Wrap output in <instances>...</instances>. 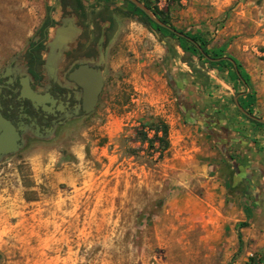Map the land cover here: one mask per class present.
Here are the masks:
<instances>
[{"label":"rangeland","instance_id":"1","mask_svg":"<svg viewBox=\"0 0 264 264\" xmlns=\"http://www.w3.org/2000/svg\"><path fill=\"white\" fill-rule=\"evenodd\" d=\"M142 1L224 48L249 87L183 59L122 0H83L113 15L107 84L93 113L0 161V264H264V128L235 104L252 94L264 120V0ZM68 6L0 0V64ZM156 120L168 145L153 162L138 138Z\"/></svg>","mask_w":264,"mask_h":264},{"label":"flooded vegetation","instance_id":"2","mask_svg":"<svg viewBox=\"0 0 264 264\" xmlns=\"http://www.w3.org/2000/svg\"><path fill=\"white\" fill-rule=\"evenodd\" d=\"M67 8L56 23L49 19L21 50L0 64V116L10 127L8 148H14V154L31 142L51 140L61 128L93 113L106 87L109 59L117 52L111 43L113 15L103 6L83 17ZM65 18L71 19L73 30L66 32L47 67L48 43L58 27H65ZM24 88L32 100L22 96ZM245 182V187L252 185Z\"/></svg>","mask_w":264,"mask_h":264},{"label":"trees","instance_id":"3","mask_svg":"<svg viewBox=\"0 0 264 264\" xmlns=\"http://www.w3.org/2000/svg\"><path fill=\"white\" fill-rule=\"evenodd\" d=\"M62 7H64L66 4L71 6L76 13H79L81 17L85 15V8L83 6V0H56ZM95 2H103L107 3V0H93ZM125 5H126V10L123 12L124 14L131 13L139 18L141 22H143L147 27L150 29H153L156 33L160 34L161 36H168L172 39H175L177 42V46L179 49L182 51L184 58L186 57H196L198 61H201L205 64H207L209 67L212 69L221 71V70H226L227 72V77L229 81H232L240 86H244L245 88H248V76L246 73L242 70L240 64L235 61L234 59L233 62L235 64V69L238 72L239 76H236L234 72V68L232 65L227 62L226 60H219V61H210L206 57L215 59V58H221L225 57L223 56L224 48L220 47L218 49H210L208 47V40L198 31H187V32H182V31H177L179 33H183L186 37H188L192 42L186 40L185 38L177 37L175 34L171 33L168 29L162 28L156 24H154L152 21L146 17V15L137 9L133 4L126 0H122ZM141 2L149 11H151L154 16L164 25L174 29L171 25L168 23V17L166 14L164 16H160V12L156 10V8H150L145 2L142 0H138ZM49 18H47L48 23ZM44 24V25H46ZM198 47L203 54L199 52V50L196 48ZM241 97H238L237 103L240 106V108L251 115L250 111V106L254 103V98L252 94L250 93H245L243 92ZM242 98V100L240 99ZM244 118L251 122L252 124H255L257 126H261L264 128V125L256 122L253 119L248 118L247 116L244 115ZM152 131L153 134L151 137L147 136V132H144L142 136L139 139V142L141 144H146V148H153L155 147L154 152L149 155L150 160L153 162H158L163 158L164 151L167 149V131H166V125L161 122L160 120H156L152 124Z\"/></svg>","mask_w":264,"mask_h":264},{"label":"water","instance_id":"4","mask_svg":"<svg viewBox=\"0 0 264 264\" xmlns=\"http://www.w3.org/2000/svg\"><path fill=\"white\" fill-rule=\"evenodd\" d=\"M126 1L130 2V3L133 4L137 9H139L140 11H142V12L146 15V17H148V19H149L150 21H152L154 24H156V25H158V26H160V27H162V28H166V29H168L171 33L175 34L177 37L185 38L186 40L192 42V41H191L188 37H186L183 33H179V32H177L175 29H172V28H170V27L164 25L163 23H161V22H160V21L154 16V14H153L151 11H149V10H148V9L142 4V3L139 2L138 0H126ZM64 20H65V23H66L65 27H62V26H61V27H58V28L55 30V33H54L53 38H52L51 41L48 43V46L50 47V52H49V54H48V56H47V58H46V62H45V64H46L47 67L50 66V65L52 64L53 60H54V50H55V49H59V48L61 47V45L64 43L66 32H67L68 30H73V27H72V25H71V19H70V18H65ZM62 21H63V20H62ZM150 31H151L152 34L157 38V34H156V32H155L153 29H150ZM196 48L199 50V52H200L201 54H203V53L201 52V50H200L198 47H196ZM205 58H207V59L210 60V61H219V60H226V61H228V62L232 65V67L234 68V72H235L236 76H239V75H238V72H237L236 69H235V64H234V62H233V60H232L231 58H228V57H221V58L211 59V58H208V57H206V56H205ZM97 92H98V88H96V90H95V92H94L95 94H93V99H94V97H96V96H94V95H96ZM22 96H23V97H26V98L29 99V100H32V99L34 98L33 95H32V94L29 92V90L26 89V88H24V89L22 90ZM234 101H235V98H234ZM235 102H236V101H235ZM235 104H236V107L238 108V110H240L245 116H247L248 118L253 119V120H255L256 122H259V123H261V124L264 125V120H260V119L254 117V116H251V115L247 114L246 112L242 111V109L240 108L239 105H237V103H235ZM91 107H92V106H91ZM91 109H92V108H89V109L87 110V112L91 111ZM187 115H188L189 119H190L192 122H194V123H195L197 126H199L201 129L205 130L204 127L202 126V123H201L200 121H198V120L196 119V117H195L193 114L188 113ZM10 137H11L10 127H8V124L6 123V121L0 116V161H1L3 158H5L6 156H9V155L14 154L15 151H16V150H14V148H12V149H9V148H8V147L10 146V139H11ZM6 148H7V149H6ZM246 179H247V181L250 180L248 174L246 175ZM245 184H246V182H245ZM248 192H250V193L252 194V196L255 197L256 194H257V189H256L253 185H251V186H247V187H246L245 194H247Z\"/></svg>","mask_w":264,"mask_h":264},{"label":"crops","instance_id":"5","mask_svg":"<svg viewBox=\"0 0 264 264\" xmlns=\"http://www.w3.org/2000/svg\"><path fill=\"white\" fill-rule=\"evenodd\" d=\"M247 174L249 175V173H245V174H244V178H243L244 181H247V179H246V175H247ZM249 178H250V175H249ZM250 181H251V178H250ZM252 185H253V184H252ZM253 186H254V185H253ZM254 187H255V186H254Z\"/></svg>","mask_w":264,"mask_h":264}]
</instances>
